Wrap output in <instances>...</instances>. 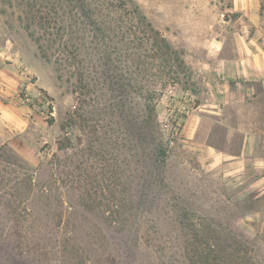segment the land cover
<instances>
[{"label": "rangeland", "instance_id": "obj_1", "mask_svg": "<svg viewBox=\"0 0 264 264\" xmlns=\"http://www.w3.org/2000/svg\"><path fill=\"white\" fill-rule=\"evenodd\" d=\"M232 8L0 0V58L28 77L17 93L50 101L30 102L24 145L0 146V264H200L206 235V264H264V183H223L181 137L166 153L206 32L243 20Z\"/></svg>", "mask_w": 264, "mask_h": 264}, {"label": "crops", "instance_id": "obj_2", "mask_svg": "<svg viewBox=\"0 0 264 264\" xmlns=\"http://www.w3.org/2000/svg\"><path fill=\"white\" fill-rule=\"evenodd\" d=\"M261 7L264 0H233L232 10L243 20H221L219 33L205 34L210 43L202 45L204 49L197 45L204 59L193 67L196 106L180 139L181 146L192 149L194 145L196 155H200L197 150L204 152L206 166L226 176L223 183H248L244 192L264 183ZM27 78L17 58H0V146L11 147L21 140L24 145V131L33 127L31 122L37 118L35 106L17 93ZM32 84L47 91L39 79ZM177 152L180 157V149ZM23 154L27 152L23 150Z\"/></svg>", "mask_w": 264, "mask_h": 264}, {"label": "built area", "instance_id": "obj_3", "mask_svg": "<svg viewBox=\"0 0 264 264\" xmlns=\"http://www.w3.org/2000/svg\"><path fill=\"white\" fill-rule=\"evenodd\" d=\"M25 89L28 90V86H26ZM24 98L25 100L31 103L37 101V103L40 104L42 107L50 105V101L46 98V96L42 92H38L37 95H35V93L26 91ZM184 103L185 104L182 105L180 109L175 111L173 114V118H172L173 123L170 125L171 134L166 143V148H167L166 153H169V151L175 147L177 140L182 135L183 124L195 109L196 106L195 98L192 95L190 96L188 101L187 102L184 101ZM159 121L166 128L169 125L163 120V118H159Z\"/></svg>", "mask_w": 264, "mask_h": 264}, {"label": "trees", "instance_id": "obj_4", "mask_svg": "<svg viewBox=\"0 0 264 264\" xmlns=\"http://www.w3.org/2000/svg\"><path fill=\"white\" fill-rule=\"evenodd\" d=\"M209 239L210 238L208 235L198 238V243L201 247V250L198 251L197 256L200 264H206V260L208 261L210 259L211 250L209 248L207 249V247H209ZM186 246H188V244Z\"/></svg>", "mask_w": 264, "mask_h": 264}]
</instances>
